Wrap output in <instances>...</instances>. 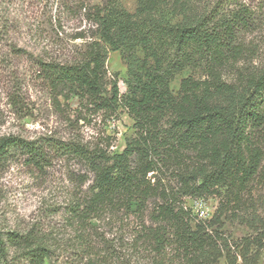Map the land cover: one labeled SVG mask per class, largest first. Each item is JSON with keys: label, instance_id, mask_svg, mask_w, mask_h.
<instances>
[{"label": "trees", "instance_id": "obj_1", "mask_svg": "<svg viewBox=\"0 0 264 264\" xmlns=\"http://www.w3.org/2000/svg\"><path fill=\"white\" fill-rule=\"evenodd\" d=\"M168 2L137 0L134 13L118 0L94 5L99 40L86 42L76 60L37 66L54 102L60 95L68 99L65 89L74 91L77 121H89L82 107L110 116L126 110L134 132L121 151L109 150L107 135L84 141L9 134L0 137V165L14 157L12 150L35 171L58 158L76 159L85 188L66 205L69 221L85 230L134 204L131 213L147 223H140L133 250L149 253L148 264H218L222 258L224 264H264V197L258 192L264 188V66L234 83L209 79L242 53L250 10L231 1L171 21L163 15ZM109 51H119L126 66L123 93L116 79L107 82ZM187 68L205 77H183L174 92L171 81ZM188 197H216L212 217L196 218ZM225 222L252 233L233 239ZM10 249L16 253L8 258ZM49 253L33 232L0 230V264H45ZM87 264L104 263L89 258Z\"/></svg>", "mask_w": 264, "mask_h": 264}, {"label": "rangeland", "instance_id": "obj_2", "mask_svg": "<svg viewBox=\"0 0 264 264\" xmlns=\"http://www.w3.org/2000/svg\"><path fill=\"white\" fill-rule=\"evenodd\" d=\"M105 0H0V137L15 134L27 139L47 136L92 141L97 135L111 137L109 150L119 152L133 135V120L120 108L117 115L86 111L89 121L76 120L79 98L67 89L54 102L45 83L37 74L40 62H69L78 59L86 42L99 40L92 20V6ZM134 13L137 0H118ZM245 5L251 13L248 29L240 34L242 53L234 60L215 68L209 77L215 82H238L264 66V0H169L164 17L177 21L185 15L199 14L213 6L230 2ZM232 6H235L233 5ZM162 13L152 14L159 18ZM106 79H116L120 92L126 89V66L119 51H109ZM192 75L204 78L202 72L185 69L175 75L170 86L178 90L180 80ZM109 88V86H108ZM14 157L0 165V230L21 234L33 232L49 247L45 264H87L89 258L104 264H148L144 249L134 252L132 243L146 217L129 210L112 213L92 221V227L80 229L68 219L66 205L84 190L78 181L83 166L71 157L58 158L35 171L26 165L16 150ZM264 197V188L258 187ZM195 198L188 197L186 206ZM209 210H215L218 199H205ZM192 207V206H191ZM264 214V205L261 209ZM233 239L252 233L246 225L225 222L223 226ZM39 241V240H38ZM16 253L10 249L8 258ZM218 264H224L220 259ZM258 264H263L260 259Z\"/></svg>", "mask_w": 264, "mask_h": 264}, {"label": "built area", "instance_id": "obj_3", "mask_svg": "<svg viewBox=\"0 0 264 264\" xmlns=\"http://www.w3.org/2000/svg\"><path fill=\"white\" fill-rule=\"evenodd\" d=\"M191 206L194 216L201 220L210 219L214 212L208 209L205 199L203 198L193 199Z\"/></svg>", "mask_w": 264, "mask_h": 264}]
</instances>
